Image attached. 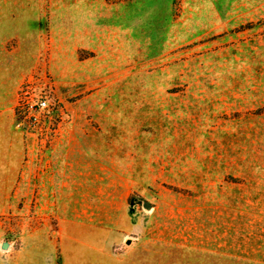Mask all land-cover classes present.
Masks as SVG:
<instances>
[{"label":"rangeland","instance_id":"rangeland-1","mask_svg":"<svg viewBox=\"0 0 264 264\" xmlns=\"http://www.w3.org/2000/svg\"><path fill=\"white\" fill-rule=\"evenodd\" d=\"M5 108L0 264H264V0H0Z\"/></svg>","mask_w":264,"mask_h":264},{"label":"built area","instance_id":"built-area-1","mask_svg":"<svg viewBox=\"0 0 264 264\" xmlns=\"http://www.w3.org/2000/svg\"><path fill=\"white\" fill-rule=\"evenodd\" d=\"M52 87V84L48 85ZM15 115L17 127L40 135L39 144L47 147L55 142L54 108L48 96L30 88V84L20 87L15 99Z\"/></svg>","mask_w":264,"mask_h":264},{"label":"crops","instance_id":"crops-1","mask_svg":"<svg viewBox=\"0 0 264 264\" xmlns=\"http://www.w3.org/2000/svg\"><path fill=\"white\" fill-rule=\"evenodd\" d=\"M23 148V142L14 127L13 114L5 108L0 112V174H17L19 172ZM14 181L19 183L17 177L15 180L13 177L9 180H0V184H11ZM47 184H57V182L49 180Z\"/></svg>","mask_w":264,"mask_h":264},{"label":"water","instance_id":"water-1","mask_svg":"<svg viewBox=\"0 0 264 264\" xmlns=\"http://www.w3.org/2000/svg\"><path fill=\"white\" fill-rule=\"evenodd\" d=\"M143 208L146 209V210H149L151 208L150 204H148L147 202H143ZM6 244H3L2 245V249L5 250L6 249Z\"/></svg>","mask_w":264,"mask_h":264}]
</instances>
